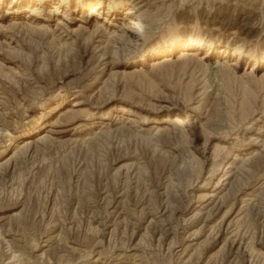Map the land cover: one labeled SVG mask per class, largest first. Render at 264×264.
<instances>
[{"label":"rangeland","instance_id":"rangeland-1","mask_svg":"<svg viewBox=\"0 0 264 264\" xmlns=\"http://www.w3.org/2000/svg\"><path fill=\"white\" fill-rule=\"evenodd\" d=\"M0 264H264V0H0Z\"/></svg>","mask_w":264,"mask_h":264},{"label":"bare ground","instance_id":"bare-ground-1","mask_svg":"<svg viewBox=\"0 0 264 264\" xmlns=\"http://www.w3.org/2000/svg\"><path fill=\"white\" fill-rule=\"evenodd\" d=\"M134 1H135V0H134ZM137 1H138V0H137ZM137 4H138V3H137ZM134 5H135V4H134ZM93 12H95V11H94V10H91V13H93ZM211 196H212V195H211ZM211 196H210V197H211ZM213 196H214V195H213ZM210 197H209V198H210ZM210 200H211V199H210ZM216 208H217V207H216ZM206 209H207V208H206Z\"/></svg>","mask_w":264,"mask_h":264}]
</instances>
